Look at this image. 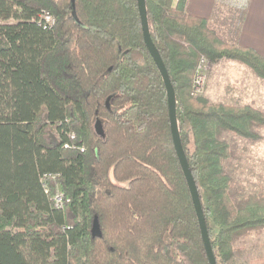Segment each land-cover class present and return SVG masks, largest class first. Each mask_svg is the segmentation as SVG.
Returning a JSON list of instances; mask_svg holds the SVG:
<instances>
[{
	"label": "trees",
	"instance_id": "1",
	"mask_svg": "<svg viewBox=\"0 0 264 264\" xmlns=\"http://www.w3.org/2000/svg\"><path fill=\"white\" fill-rule=\"evenodd\" d=\"M186 1L145 0L146 15L221 264L264 230V201L236 199L225 169L227 135L256 138L264 111L193 96V75L203 55L264 79V55ZM0 264H209L137 0H0Z\"/></svg>",
	"mask_w": 264,
	"mask_h": 264
},
{
	"label": "rangeland",
	"instance_id": "2",
	"mask_svg": "<svg viewBox=\"0 0 264 264\" xmlns=\"http://www.w3.org/2000/svg\"><path fill=\"white\" fill-rule=\"evenodd\" d=\"M199 95L210 102L252 103L264 111V79L245 64L226 57L209 63L204 90L193 96ZM227 139L231 155L225 161V169L230 175L233 196L264 201V126L258 129L256 138L231 133ZM59 199H56L58 205L61 204ZM221 264H264V230L243 235L235 242L233 254Z\"/></svg>",
	"mask_w": 264,
	"mask_h": 264
},
{
	"label": "crops",
	"instance_id": "3",
	"mask_svg": "<svg viewBox=\"0 0 264 264\" xmlns=\"http://www.w3.org/2000/svg\"><path fill=\"white\" fill-rule=\"evenodd\" d=\"M185 9L204 17L223 41L264 55V0H187Z\"/></svg>",
	"mask_w": 264,
	"mask_h": 264
},
{
	"label": "water",
	"instance_id": "4",
	"mask_svg": "<svg viewBox=\"0 0 264 264\" xmlns=\"http://www.w3.org/2000/svg\"><path fill=\"white\" fill-rule=\"evenodd\" d=\"M137 4H138V10H139V16H140V22H141L143 41L145 43V46L148 52L152 56L155 64L157 65L161 73V76H162V79L164 81V85L166 88L168 115H169L172 141H173L175 152L178 157L179 164L181 166L182 172L184 174V177L186 179V182H187L190 194H191V198H192L194 209H195L196 216L198 219L201 237H202L204 249L206 252V256L208 259V263L217 264L212 247H211L210 238L208 235L205 218H204L202 207H201L198 190H197L193 175L191 173V170L188 167V162H187V159H186V156H185L182 144H181L180 136H179L177 121H176V100H175L174 88L170 81L165 65L162 61V58L159 54V51L154 45V43L152 42L150 34H149L145 0H137ZM100 233L101 232H100V228L97 222V218L95 217L93 220L92 227H91V234L93 236H99Z\"/></svg>",
	"mask_w": 264,
	"mask_h": 264
},
{
	"label": "built area",
	"instance_id": "5",
	"mask_svg": "<svg viewBox=\"0 0 264 264\" xmlns=\"http://www.w3.org/2000/svg\"><path fill=\"white\" fill-rule=\"evenodd\" d=\"M40 19L48 26H51L54 23V16L47 11L41 12ZM209 63H210L209 60L205 56L201 55L199 57L197 64L195 66V71L192 80V88H191L192 95H198L203 92ZM59 198L60 196L58 195L56 199Z\"/></svg>",
	"mask_w": 264,
	"mask_h": 264
}]
</instances>
